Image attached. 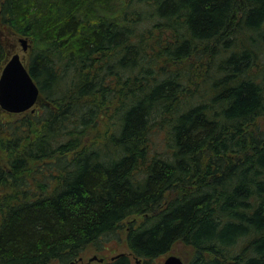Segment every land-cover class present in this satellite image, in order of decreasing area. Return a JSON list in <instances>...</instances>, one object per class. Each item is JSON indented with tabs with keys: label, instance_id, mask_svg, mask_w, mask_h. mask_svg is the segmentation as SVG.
<instances>
[{
	"label": "trees",
	"instance_id": "trees-1",
	"mask_svg": "<svg viewBox=\"0 0 264 264\" xmlns=\"http://www.w3.org/2000/svg\"><path fill=\"white\" fill-rule=\"evenodd\" d=\"M0 25L40 91L0 110V264H74L132 216L99 264H264V0H0Z\"/></svg>",
	"mask_w": 264,
	"mask_h": 264
},
{
	"label": "rangeland",
	"instance_id": "rangeland-1",
	"mask_svg": "<svg viewBox=\"0 0 264 264\" xmlns=\"http://www.w3.org/2000/svg\"><path fill=\"white\" fill-rule=\"evenodd\" d=\"M24 38L27 40L29 45L28 51L23 52L19 39ZM0 45L5 52V61L14 53H18L23 61L26 63L29 52L31 50V43L27 37L15 34L11 29L5 28L0 25ZM1 72V70H0ZM135 220L138 222L140 220L139 216H132L123 221L122 227L115 231L113 234L104 238V242L100 243L98 246H89L81 255V260H77L74 264H99L97 261L89 262L93 257L98 259L103 258L104 262L110 260L114 256L124 253L129 254V250L126 244V230L129 221ZM170 255H175L183 260L185 264H188L192 258V251L190 248L183 245L181 242L175 243L172 248L165 254L160 255L156 258L150 259L147 262L141 260L137 262L132 256H130L132 264H163L165 258Z\"/></svg>",
	"mask_w": 264,
	"mask_h": 264
},
{
	"label": "water",
	"instance_id": "water-1",
	"mask_svg": "<svg viewBox=\"0 0 264 264\" xmlns=\"http://www.w3.org/2000/svg\"><path fill=\"white\" fill-rule=\"evenodd\" d=\"M23 52H27L29 45L24 38L19 39ZM40 99L37 84L30 76L27 66L18 53L12 54L5 62L0 72V110L8 114H20L32 111ZM103 259L93 257L89 262ZM139 262V260H137ZM163 264H184L183 260L170 255Z\"/></svg>",
	"mask_w": 264,
	"mask_h": 264
}]
</instances>
